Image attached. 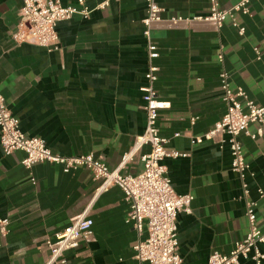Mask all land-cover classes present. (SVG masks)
<instances>
[{
  "label": "crops",
  "instance_id": "crops-1",
  "mask_svg": "<svg viewBox=\"0 0 264 264\" xmlns=\"http://www.w3.org/2000/svg\"><path fill=\"white\" fill-rule=\"evenodd\" d=\"M55 1L78 7L77 0ZM83 1L88 17L76 14L59 23V50L47 51L12 41L22 0H0V92L26 137L42 139L62 157L93 155L113 171L145 130V1ZM217 2L228 10L236 0ZM156 3L163 18L205 16L210 9L209 0ZM235 18L242 36L229 20L218 32L205 23L155 25L150 31L158 68L154 87L169 104L159 112L160 135L168 139L167 149L186 155L163 165L174 192L194 198L191 213L176 221L181 264H207L213 251L229 254L247 235V202L256 204V225L264 229V204L257 194L264 191V132L255 140L240 136L250 167L243 182L230 170L228 147L220 148L226 136L203 139L225 113L221 72L229 75L232 89H243L264 106V0L252 1L249 13ZM256 129L251 125L249 132ZM146 152L143 147L119 173H141L139 156ZM24 157L22 152L4 156L0 149V219L8 220L0 264H46L45 242L84 212L93 222V240L66 252L68 264H146L133 258V247L147 236L146 223L140 236L126 224L128 207L118 187L95 195L100 182L88 170L64 173L49 163L25 170ZM259 249L264 253V244ZM240 264L252 262L240 259Z\"/></svg>",
  "mask_w": 264,
  "mask_h": 264
},
{
  "label": "built area",
  "instance_id": "built-area-1",
  "mask_svg": "<svg viewBox=\"0 0 264 264\" xmlns=\"http://www.w3.org/2000/svg\"><path fill=\"white\" fill-rule=\"evenodd\" d=\"M145 1V17L142 20L143 34L147 39L148 70L145 73L147 85L141 89L145 113L144 133L137 137L131 150L124 154L118 169L109 171L105 164L93 155L76 157H62L53 154L46 146L45 141L39 138L26 137L20 129L19 120L9 111L6 101L0 92V149L4 156L15 152L24 153L21 165L30 170L36 164L49 163L61 167L64 173L88 170L99 187L95 195L108 191L110 187H118L127 204L126 224L131 225L137 235H142L146 223L147 236L139 240L133 247V258L139 263L146 264H181L178 254L177 217L179 214H190L193 196L190 194L178 195L174 192L167 171L163 165L165 159H177L186 155L167 149L168 139L160 135L158 128L159 112L169 108V104L158 98L155 90L158 68L153 64L156 46L151 42L150 31L155 25L168 27H187L197 23L210 24L215 31H220L223 24L229 20L242 36L244 28L238 25L236 15H247L249 5L255 0H236L228 10L219 8L217 0H209L210 9L205 16L189 18H163V10L156 0ZM78 7H63L55 0H22L16 31L12 34V41L17 44H29L46 49L59 50V36L56 31L61 22L70 20L79 14L87 18L89 11L83 0H77ZM106 6L102 5L99 8ZM256 58L259 51L254 50ZM222 61L223 57L218 56ZM230 77L223 71L219 75L221 100L225 106V113L214 128L204 135L203 139L226 136L220 139V148L227 146L231 158L230 170L241 182L249 175L250 167L246 162L240 136L244 135L251 140L263 135L264 106L256 105L241 88L230 87ZM257 127L254 134L249 127ZM178 136V135H176ZM201 143L202 138H196ZM143 147L148 152L140 154L139 160L143 170L138 175L120 174L122 169L133 156ZM34 184V181L31 180ZM242 187L245 185L242 183ZM247 193V190H244ZM258 200L264 204V191L258 190ZM255 203L245 204V218L248 223V232L245 238L235 243L229 254L224 255L213 251L207 264H240V259L251 260L252 264H262L264 253L259 249L264 244V229L256 225L254 214ZM8 220L0 219V240L6 236ZM93 222L86 216V212L72 219L54 241H46L49 252L46 264H68L65 253L76 250L80 244H88L93 240Z\"/></svg>",
  "mask_w": 264,
  "mask_h": 264
}]
</instances>
